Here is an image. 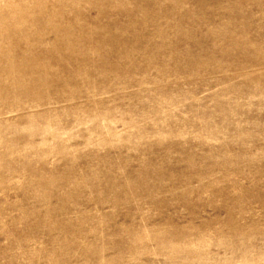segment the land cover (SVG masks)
<instances>
[{"label": "rangeland", "instance_id": "1", "mask_svg": "<svg viewBox=\"0 0 264 264\" xmlns=\"http://www.w3.org/2000/svg\"><path fill=\"white\" fill-rule=\"evenodd\" d=\"M0 264H264V0H0Z\"/></svg>", "mask_w": 264, "mask_h": 264}]
</instances>
